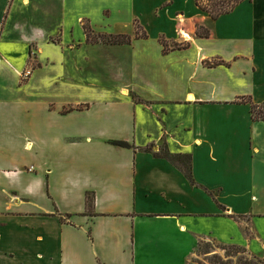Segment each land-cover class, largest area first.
<instances>
[{"label": "crops", "instance_id": "obj_1", "mask_svg": "<svg viewBox=\"0 0 264 264\" xmlns=\"http://www.w3.org/2000/svg\"><path fill=\"white\" fill-rule=\"evenodd\" d=\"M212 3L0 0V264H190L208 239L264 259V122L238 103L264 104V0Z\"/></svg>", "mask_w": 264, "mask_h": 264}, {"label": "trees", "instance_id": "obj_2", "mask_svg": "<svg viewBox=\"0 0 264 264\" xmlns=\"http://www.w3.org/2000/svg\"><path fill=\"white\" fill-rule=\"evenodd\" d=\"M212 12L211 15L213 19H216L220 14H225L231 12L235 6L240 2V0H212ZM226 5L229 8H226ZM86 35H87V42L90 44H96V43H103L106 45H111V46H120V45H130L132 43V38L128 35H98L99 38L95 39L93 37V30L91 27H86L84 26ZM198 35L201 37H208L210 35L209 31H203V29L200 28L198 31ZM138 37L140 38H146L147 34L143 33L140 35L138 33ZM162 45L164 46V52L167 53L169 52V44L165 40H161ZM183 46H179L178 44L174 45V49H180ZM186 47V46H184ZM225 63L220 60L216 61H208L206 62V66L209 68H214L218 66H222ZM27 77L30 76V73L26 75ZM26 79V78H24ZM238 103L240 104H251V113L254 121H261L264 122V104L263 105H255L252 103L250 98L242 97L238 100ZM72 110V108L70 109ZM112 145L121 147V148H127L130 149L132 146L125 141H113L111 142ZM170 159H173L174 157H180V156H172L169 155ZM184 156V155H182ZM188 162L190 161V157L187 156ZM190 171L188 167V172ZM86 206H87V212L90 214H94V208H95V195L94 193H87L86 196ZM207 241H201L199 247L202 246L203 243H206ZM224 246V245H221ZM227 247H230L232 250H234L236 253H239L240 255L243 256V258L240 261V264H264V259H261L257 256L252 255L246 248L237 246V245H231V246H224L222 248L227 250ZM205 254H208L206 252ZM190 264H204L202 262H196L193 261L190 262Z\"/></svg>", "mask_w": 264, "mask_h": 264}, {"label": "rangeland", "instance_id": "obj_3", "mask_svg": "<svg viewBox=\"0 0 264 264\" xmlns=\"http://www.w3.org/2000/svg\"><path fill=\"white\" fill-rule=\"evenodd\" d=\"M220 1V0H218ZM226 8H229L226 5ZM84 26L87 28L90 27L89 24L85 23ZM137 31L140 35L143 34V31L139 29V26L136 25ZM98 35H104L102 33H96L93 31V37L95 39L99 38ZM36 65L33 64L32 67H35ZM32 67L28 69V72L25 74H29V72L32 70ZM48 92L51 93V96L55 97L58 95H61L63 92L60 90V86L54 87L48 90ZM164 154L167 153L165 148L163 149ZM174 164L181 166L184 170H188V158L187 156H180V157H174L173 159ZM182 164V165H181ZM187 176L189 178V172L187 171ZM200 245V244H199ZM224 246H221L218 242L208 239L206 243H203L201 247L198 246V249L196 251V254L194 258L190 262L193 263V261L196 262H202L204 264H240L241 259L243 258L242 255L239 253H236L234 250H232L230 247H227V250L222 248ZM208 252V254H205Z\"/></svg>", "mask_w": 264, "mask_h": 264}]
</instances>
